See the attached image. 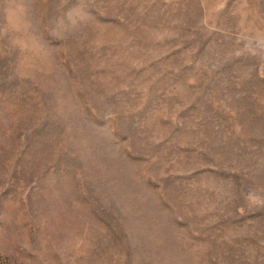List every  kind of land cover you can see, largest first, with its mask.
Instances as JSON below:
<instances>
[{"label":"rangeland","instance_id":"374dc122","mask_svg":"<svg viewBox=\"0 0 264 264\" xmlns=\"http://www.w3.org/2000/svg\"><path fill=\"white\" fill-rule=\"evenodd\" d=\"M0 264H264V0H0Z\"/></svg>","mask_w":264,"mask_h":264}]
</instances>
